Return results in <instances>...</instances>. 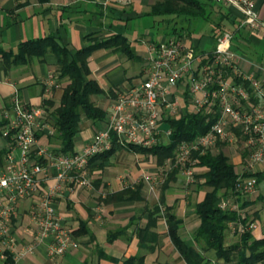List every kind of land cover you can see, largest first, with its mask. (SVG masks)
<instances>
[{
	"label": "crops",
	"instance_id": "obj_1",
	"mask_svg": "<svg viewBox=\"0 0 264 264\" xmlns=\"http://www.w3.org/2000/svg\"><path fill=\"white\" fill-rule=\"evenodd\" d=\"M155 1L132 0L120 4L116 0H0V49L16 53L20 41L54 35L73 53L90 43L89 35L100 39L116 33L124 35L134 50L133 57L119 49L99 47L87 58L89 73L86 78L95 79L103 90L92 95V99L107 113L118 89L134 85L143 78L151 43L181 38L186 45L210 50L215 43L220 11L229 13L236 20L242 16L236 7L223 4L220 7L213 1L216 5L207 19L159 21L158 17L147 14ZM255 1L260 26L257 29L239 27L232 46L242 55L239 61L242 72L264 80V0ZM143 15L151 19L138 24ZM198 21L205 24L201 31L195 26ZM221 22L226 28L233 27L229 18ZM152 26L158 28L155 33L149 30ZM66 82L67 77H59L57 58L50 49L41 57L11 63L8 68H5L0 53L1 112L10 111L12 97L17 96L27 105L43 106L48 113L59 105ZM170 89L169 96H177L179 102L174 117L194 110L190 101L177 95L182 89L180 84ZM46 101L52 103L48 108ZM105 117L106 114L103 119L96 120L100 125L87 119V124L74 137V150L80 149L96 131L105 127ZM161 127L163 130L171 128L167 120ZM168 137L169 134L164 132L158 142H166ZM37 139L39 144L56 147L45 135ZM10 142V138L0 136V149H8ZM224 147L225 153L233 152L229 157L235 169L240 171L243 164L240 152L235 153L232 146ZM172 162V157L159 161L157 153L116 147L105 163L97 162L89 168L90 185L62 189L54 199L53 206L61 223L72 231L73 243L68 249L62 255L51 257L47 253L50 237H44L32 252L16 257L12 253L14 264H120L128 256H142L143 261L137 264H188L168 235L164 207L172 206V211L182 220L180 236L187 244L195 245L192 233L199 225V218L194 212V204L203 198L208 187L198 186L203 178L188 182L181 168ZM254 168L253 172L264 171V163H256ZM172 169L176 171L169 176ZM205 170L204 166H196V174ZM125 187L137 189L138 197L113 196ZM246 198L251 203L245 208L250 214L248 219L252 220L251 233L255 238L264 237V178L256 180L254 191ZM34 207L35 195L25 196L19 203L18 215L12 218V230L20 240L18 249L32 239ZM81 225H84V231L78 233ZM113 231L118 235L109 240V232ZM234 239L236 235L229 231L227 243ZM203 253L210 264H236L235 254L232 260L224 261L212 248ZM251 264H264V258Z\"/></svg>",
	"mask_w": 264,
	"mask_h": 264
},
{
	"label": "built area",
	"instance_id": "obj_2",
	"mask_svg": "<svg viewBox=\"0 0 264 264\" xmlns=\"http://www.w3.org/2000/svg\"><path fill=\"white\" fill-rule=\"evenodd\" d=\"M116 1L128 4L132 0ZM213 1L236 7L242 15L239 27L260 26L255 0ZM233 36L231 30H223L210 50L186 45L181 38L151 43L141 81L117 90L106 113L105 127L72 152L39 144L36 132L51 131L47 110L27 105L13 96L10 111L5 110L9 124L2 134L11 142L0 165V259L6 256V250L16 254L14 257L32 252L44 237H50L49 256L62 255L68 249L73 243L72 231L61 223L54 199L62 189L91 184L89 160L93 155L111 149L115 143L150 147L164 132L170 134L171 128L163 130L161 123L178 113L177 96H169L173 85H181L177 95L190 101L194 111L211 110L213 106L218 111L206 132L181 140L175 147L172 164L181 168L188 182L196 173L194 151L204 153L218 140L236 144L239 134L249 154L238 172L251 173L256 163H264L263 79L242 72L239 66L242 55L232 48ZM233 77L246 79L248 83L236 82ZM238 185L243 194H250L255 189V179L247 176ZM29 195H35L32 239L18 249L20 240L12 230V218L18 215L21 199ZM218 204L238 210V203L227 198L222 197ZM229 225L234 228L235 223ZM237 228L242 230L240 225Z\"/></svg>",
	"mask_w": 264,
	"mask_h": 264
},
{
	"label": "trees",
	"instance_id": "obj_3",
	"mask_svg": "<svg viewBox=\"0 0 264 264\" xmlns=\"http://www.w3.org/2000/svg\"><path fill=\"white\" fill-rule=\"evenodd\" d=\"M215 5L213 0H156L150 5L147 14L158 17L159 21L166 20L167 22L177 18L181 20L207 19ZM217 5L222 6L218 3ZM224 18H229L233 27L226 28L221 22ZM239 22L240 19L236 20L229 13L220 11V18L216 21L214 42L218 34L226 29L231 30L235 36L236 31L239 30ZM87 39L90 43L73 53L61 44L54 35L20 41L16 53L11 50L0 49L5 68H8L11 63L25 62L33 56L41 57L48 49L55 54L59 77H67L68 82L63 86L59 105L47 113L51 131L40 130L36 132V136L38 138L45 135L49 142L55 143L56 147H60L63 152L74 151V137L82 129L84 118L96 121L103 119L106 114L105 110L92 99V95L102 93L103 90L95 79L86 78L89 73L88 56L99 47L119 49L129 57L134 56V50L127 38L120 33L101 39L96 35H89ZM233 79L246 85L248 83L246 79L240 77H233ZM252 100L256 101V98L252 96ZM46 103L47 108L52 105L50 101H46ZM217 116V107L213 106L211 110L202 108L199 111H185L178 117H168L166 120L171 127V132L166 142H158L150 147L115 143L111 149L93 155L89 160V168L94 167L97 162L99 164L105 163L114 149L122 146L129 150L157 153L159 161L166 157H173L179 141L192 139L206 132ZM8 124L9 118L0 114V136ZM239 137L236 144L227 140H218L214 146L215 150H211L212 147L204 153L194 151L192 154V157L196 159V166L206 167L204 172L194 174L197 179L203 178L198 186L208 187L203 198L194 204V212L199 218V225L192 233L195 245L187 244L180 236L179 228L182 220L172 211V206L166 205L164 207L163 216L167 224L168 235L188 264H210V260L203 253L209 248L214 249L217 257L224 261L232 260L235 254L236 264H251L264 258V237L255 238L252 235L250 229L252 220L248 219L250 214L245 210L251 204L246 198L249 194H243L238 185L242 178L250 175L255 176V182L264 178V171L238 172L234 167V162L223 150L226 145L230 148L232 145H236L242 156V163L245 164L249 154L248 148L243 145L241 134ZM7 138L9 137L7 136ZM6 151V148L0 149V165L4 162ZM175 171L176 169H172L169 176H172ZM168 180L169 177L165 182ZM136 190L125 187L113 196L117 198L123 195L138 197ZM222 197L231 202H237L238 210L220 207L218 203ZM230 222L235 223L234 228L229 225ZM238 225L242 230L237 228ZM84 228V225H81L78 233L84 231ZM229 231L236 235V239L227 243ZM117 235V231L109 232L108 239L112 240ZM5 254L6 256L1 260L2 264H14L12 252L6 250ZM142 261V256H128L122 259L120 264H137Z\"/></svg>",
	"mask_w": 264,
	"mask_h": 264
},
{
	"label": "rangeland",
	"instance_id": "obj_4",
	"mask_svg": "<svg viewBox=\"0 0 264 264\" xmlns=\"http://www.w3.org/2000/svg\"><path fill=\"white\" fill-rule=\"evenodd\" d=\"M147 18H149V19H151V17H148L147 15H143V16H141L140 18H139V20L137 21V23L138 24H142V23H144L146 20H147ZM192 23L193 22H191L190 23V25L192 26ZM195 26H196V28L198 27V28H200L199 29V31H201V30H203V28L205 27V24L203 23V22H200V21H198L196 24H195ZM157 26H152L151 28H149V30H150V32L151 33H155L156 31H157ZM0 114H3V115H5V111H3V112H1L0 111ZM87 122H88V120L86 119V118H84L83 119V123H82V128L87 124ZM97 124H101L99 121L97 122V121H95ZM226 147H228V146H225L224 148H226ZM227 149V148H226ZM232 149H234V152L236 153L237 151H238V147L236 146V145H232ZM231 153H233V152H227V154L229 155V154H231ZM195 178V177H194Z\"/></svg>",
	"mask_w": 264,
	"mask_h": 264
}]
</instances>
